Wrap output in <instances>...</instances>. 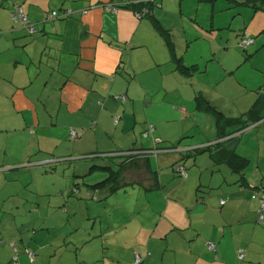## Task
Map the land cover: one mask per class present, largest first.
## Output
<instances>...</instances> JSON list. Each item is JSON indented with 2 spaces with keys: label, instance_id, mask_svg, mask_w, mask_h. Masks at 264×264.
<instances>
[{
  "label": "crops",
  "instance_id": "crops-1",
  "mask_svg": "<svg viewBox=\"0 0 264 264\" xmlns=\"http://www.w3.org/2000/svg\"><path fill=\"white\" fill-rule=\"evenodd\" d=\"M159 1L161 7L153 8L151 16L138 18L129 8H119L116 12L106 9L114 4L113 0H1L0 190H4L7 198L19 195L27 198L21 192L28 186L23 179L8 177L9 172L41 170L45 165L53 171L60 166L73 168L76 165L75 175H89L84 181L90 187H87V194L93 196V186L103 176L99 164L120 165L125 161L124 151L145 148L144 145L129 148L125 140L141 143L138 130L143 125L132 126L134 120L138 123L134 116V109L138 107L136 100L139 95H149L150 90L144 84L165 79L158 75L150 77L149 71H162L166 64L179 69L180 73L198 71L199 63L188 60V52L183 53V49L191 48L192 42L199 37L198 31L203 35L209 32L206 36L213 35L218 22L215 15L211 22L208 19L205 26L198 28V14L188 10L187 0ZM15 3H20L32 23L37 24L35 33L13 22L11 14ZM67 8L74 10L67 18L45 20L43 17L48 11ZM183 24L186 26L184 34L178 29ZM114 94H125L130 102L127 100L122 108L111 99L116 96ZM263 108L254 114L262 115ZM248 111L241 116H229L250 122L239 132V138L249 129H260L254 138L252 168L241 177L240 189L233 188L228 194L221 190V195L210 193L203 200H198L197 191L188 199L179 195L183 224L178 223L176 215L162 217L160 223L165 228L160 231L159 240L154 242L151 237L147 238L140 249H134L133 244L130 264H135V252L143 256L141 264H264V224L258 221L259 200L252 196L255 190L264 187V119L258 123ZM71 130L77 131L78 138L74 142L70 140L72 144H65ZM239 145L235 146L237 153ZM98 152H103L102 155L118 152L119 157L94 156ZM150 159V156L137 158L146 175L140 182L147 188L149 185L156 188L157 177ZM10 181L12 186L6 188ZM13 181H19V187ZM121 181L134 182L126 172L122 173ZM230 185L235 186L227 181L226 186ZM98 189L99 199L103 193L106 200L96 206L106 207L116 193L109 191L110 186ZM179 200L169 204H177ZM169 204L167 210L171 209ZM13 217L15 220V215ZM3 222L0 231L5 238L28 245L25 242L28 237L20 228L16 227L15 234H9ZM149 231L147 228L141 233ZM71 241L78 249L79 241ZM210 241L216 244V249L209 248ZM34 244L35 239L28 245L38 252L33 264L95 263L79 258L82 251L74 254L71 246H67L68 256L55 259L46 251L48 244L33 247ZM241 249L246 250L243 261L238 257ZM12 255L11 247L0 243V264H10ZM21 259L27 262L23 254ZM97 261L128 264L115 254Z\"/></svg>",
  "mask_w": 264,
  "mask_h": 264
},
{
  "label": "rangeland",
  "instance_id": "rangeland-1",
  "mask_svg": "<svg viewBox=\"0 0 264 264\" xmlns=\"http://www.w3.org/2000/svg\"><path fill=\"white\" fill-rule=\"evenodd\" d=\"M186 7L198 14V28L205 26L208 19L211 22L215 15L218 20L213 35L198 31L199 37L191 48L183 49V53L188 52V60L199 63V70L193 74L192 70L180 73L179 69L166 64L162 71H149L150 77L165 76L160 80L164 84L157 80L144 84L150 90L149 95L138 96V107L134 109L138 123L135 120L132 123L136 127L143 125L138 130L141 143L125 140L129 148L144 145L149 149L144 155L151 157L150 166L158 182L156 188L149 185L148 189L145 183L139 184L141 174H135L133 184L116 187V197L103 207V204L96 206L97 202L106 200L103 193L101 199L97 194L99 200L87 194L90 187L86 186L84 178L89 175H75L76 165L73 168L60 166L55 171L45 165L41 170L9 172L8 177L23 179L28 185L21 192L27 198L20 195L7 198L4 190H0V224L4 221L9 234H15L16 227L20 228L28 237L25 240L28 245L34 239L33 247L48 244L46 251L55 259L68 256L67 246H71L74 254L82 251L79 258L95 261L94 264H102L97 260L113 254L122 256L124 262L130 264L133 244L134 249H140L147 238L151 237L154 242L159 240V233L165 228L160 223L162 217L176 215L178 223L183 224L179 195L188 199L199 189L198 195L204 193L206 197L210 193L221 195L222 191L228 194L233 188L240 189L241 177L252 165L242 173L234 172L220 160L216 146H204L218 137L217 113L213 106L227 116H241L260 95L264 100V11L224 0H187ZM238 7L241 10L238 11ZM178 29L184 34L185 24ZM241 35L254 38L255 43L245 49L239 42ZM111 99L122 108L126 102ZM147 125H153L154 131ZM259 131L249 129L240 136L242 142L238 137L239 153L253 159L254 138ZM71 141L66 138L65 144L74 142ZM133 168L129 170L136 171ZM122 171L118 166L99 172L103 174L102 181L112 189L116 186L114 175ZM227 181L235 186H226ZM13 182L19 187V181ZM9 184L6 188L12 186L11 181ZM178 198L177 204H169ZM168 204L170 210H167ZM147 228L151 233L142 234L141 230ZM71 239L79 241L78 249L72 246ZM146 258L149 257L146 255Z\"/></svg>",
  "mask_w": 264,
  "mask_h": 264
},
{
  "label": "trees",
  "instance_id": "trees-1",
  "mask_svg": "<svg viewBox=\"0 0 264 264\" xmlns=\"http://www.w3.org/2000/svg\"><path fill=\"white\" fill-rule=\"evenodd\" d=\"M113 1H114L113 5L116 7V9L123 8V7L124 8H129V9H131V10H133L135 12L136 16H137L138 13L143 12V10L146 8L147 9V13L143 17L151 16V14L153 12V8H155L157 6L161 7V3H160L159 0H113ZM232 1H233V3L235 2L238 5L240 4V5H243V6L251 7L254 10H262V11H264V0H232ZM0 2H1V0H0ZM52 11H55V10L48 11V12L45 13V15L50 14ZM56 11H58V10H56ZM58 12L61 13L62 11H58ZM59 18H64V17H59ZM243 37H244V35L240 36V38H239L240 41L239 42H241V39ZM263 106H264V100L262 99V97L260 95L257 98V100L254 102V104L251 106L249 111H248L249 115H251V117H254L256 122L261 121L262 119H264V115L256 116V114H254V112H256L257 110H260V108H262ZM215 111L217 113V118H216L217 119V123H216V125H217V129H218V137L213 139L212 141H209V143L206 144L204 147L216 146L217 147V154H218L220 160L222 162L226 163L228 165V167L232 171L242 173V172L246 171V169H248L250 167L252 162H251V159L248 158L247 156L237 153L235 151V146H236V143H237V139L239 137V135H238L239 132L243 131V129H246L250 125V122H241V120L239 118H233V117L226 116L222 111L217 110V109H215ZM240 123H242L243 125L235 127V126L239 125ZM253 125H255V123H253ZM229 127H232V128H230V131H226L227 128H229ZM233 127H235V128L233 129ZM68 138H69V140L76 141L78 137L72 138L71 135H70V132H69ZM147 151H149V149H145V148L128 149L127 151L123 152V156L122 157L125 159V161L121 162L120 165L115 164V166L112 167L111 165L104 166L102 164H99V166L101 165L100 167L102 169H107V168L112 169V168H115V167H118V166H121L122 169H123V171L120 174L114 175V177L116 178L115 179L116 186L114 188H112L111 190L109 189L110 192H114V189L116 187L126 183V182H122L121 181V175H122L123 172H126V174L130 175L132 177V179H133V176L135 174L136 175L141 174V179H139V184H142L141 183L142 179L145 178L146 175H145L144 171L142 170L141 165L138 163L137 158L143 157V156L144 157H149L147 155H144V153H146ZM102 153L98 152V153H95L96 155H94V154L93 155L97 156V157L106 158V159L119 157V156H117L118 152H114V153L113 152H106L107 154H110V155H102ZM131 166H134L133 169H136V171L129 170V168ZM156 181H157V178H156ZM95 185L96 186H93V190L95 188L94 198L98 199V195H97V192L99 190L98 188L101 189V188H103L105 186H108V185H106V183L104 181H102V180L99 181L98 183H96ZM198 191H200V189ZM257 191L258 190H255V192H257ZM114 193H116V192H114ZM254 193H253V195H254ZM203 195H205V194L203 193V194H199L198 195V193H197L198 200H203L206 197V195H205V197H203ZM97 204H99V203L97 202ZM16 242L17 241L7 240L5 238V236H4V234L0 231V243L8 244L11 247V249H12V254L13 255H12L10 264H17V263L18 264H33L35 259H36V257H37V255H38V252H36L33 249H31V247L28 246V245H20V244H18ZM208 246H209V244H208ZM30 252L34 253V257L33 258L30 257V255H29ZM22 254L27 257V262L26 263L22 262V259H21V255ZM136 254H139L142 257V260H143V256L140 253L135 252V258H134V263L135 264H136V261H135ZM243 260H241V261H243Z\"/></svg>",
  "mask_w": 264,
  "mask_h": 264
},
{
  "label": "built area",
  "instance_id": "built-area-1",
  "mask_svg": "<svg viewBox=\"0 0 264 264\" xmlns=\"http://www.w3.org/2000/svg\"><path fill=\"white\" fill-rule=\"evenodd\" d=\"M106 9L108 10H113L117 11L116 7L114 5L108 6ZM74 10L72 8H67L63 10L61 13L58 11H52L50 14H47L44 16L45 20H52L58 17H64L67 18L73 14ZM147 13V9L145 8L143 12H140L137 14L139 18H142L145 14ZM12 19L15 24L22 25L23 27L27 28L30 33H35L37 31V26L36 24L29 18L28 14L24 11L23 7L19 3L14 4V8L12 10ZM255 43V39L252 37L244 36L241 39V45L245 48L248 49L251 45ZM118 100L121 102L126 101V96L125 95H117L115 96ZM118 120V119H117ZM148 129H151V131H154V126L150 125ZM70 135L72 138L77 137V131L76 130H71ZM182 174H185V172L182 170ZM254 198H258L259 200V219L258 221L262 224H264V187H262L260 190L254 193L253 195ZM221 203H225V200L222 199ZM209 248L210 249H216V244L212 241L209 243ZM30 257H34V253L30 252L29 253ZM239 258L243 260L246 256V250L241 249L239 252ZM136 264H140L142 262V257L139 254H136ZM18 264V263H17Z\"/></svg>",
  "mask_w": 264,
  "mask_h": 264
},
{
  "label": "water",
  "instance_id": "water-1",
  "mask_svg": "<svg viewBox=\"0 0 264 264\" xmlns=\"http://www.w3.org/2000/svg\"><path fill=\"white\" fill-rule=\"evenodd\" d=\"M84 11H86V8L85 9H83Z\"/></svg>",
  "mask_w": 264,
  "mask_h": 264
}]
</instances>
